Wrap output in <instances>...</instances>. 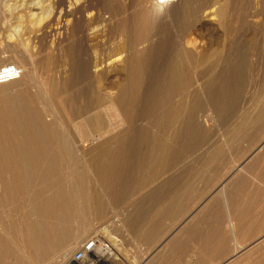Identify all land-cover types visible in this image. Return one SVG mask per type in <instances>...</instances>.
<instances>
[{
	"label": "rangeland",
	"instance_id": "1",
	"mask_svg": "<svg viewBox=\"0 0 264 264\" xmlns=\"http://www.w3.org/2000/svg\"><path fill=\"white\" fill-rule=\"evenodd\" d=\"M179 1L189 2L193 9L180 10L174 28L155 27L156 35L147 43L154 47L150 72L155 77L145 83H125V97H117L125 111L136 109L135 121L113 127L88 147L82 158V148L70 142L72 129L63 131L58 125V142L45 149L28 134L33 127L21 130L23 126L3 114L1 106L21 104L26 111H39L40 99L30 77V55L37 68L48 66L53 81L67 83L76 63L69 54L83 45V29L90 36L88 47L93 54L101 41H107L112 49L129 48L122 29L129 35L136 20L144 17L143 0H119V4L116 0H0V69L20 66L23 71L21 77L0 82V255L8 244L15 250L17 262L21 259L29 264L27 259L32 264H53L50 255L36 259L26 235L35 222L30 206L40 195L52 193L57 183L71 196L72 231L67 239L74 247L71 253L83 241L101 234L118 243L112 264H144L145 256L150 257L147 264H176L172 245L157 254L154 251L168 235L179 236L193 246L196 256L215 241L224 242L229 249L234 237L236 246L240 244L233 224L240 216L243 228L264 232V165L257 161L264 153V0H222L233 7L232 11L228 7L224 27L218 16L198 11L207 0ZM78 8H83L84 20H79ZM68 11L71 15L66 18ZM93 13L101 17L100 27L93 21ZM188 22L192 29L186 41L193 47L223 49V59L214 70L222 78L209 79L204 90L188 62L182 64L181 72L187 78L172 81L158 77L170 73L165 63L177 54L178 35ZM81 80L78 73L74 75L75 95L89 94L94 105L112 87L117 95L114 84ZM185 82L191 87L187 102L192 111L180 116L169 158L156 173H149L160 135L158 116L161 110L183 103L184 97L175 89ZM68 101L65 97L64 102ZM99 150L105 153L101 156ZM98 161L105 166L103 180L87 169L88 163ZM244 164L255 172L261 168L262 175H249ZM94 193L104 203L101 210L92 205ZM262 235L248 242L253 243L251 247L258 245L247 251L254 257L252 264H264V241L258 240ZM236 246L228 251L232 253ZM247 252L239 253L236 259L242 258L237 262Z\"/></svg>",
	"mask_w": 264,
	"mask_h": 264
},
{
	"label": "bare ground",
	"instance_id": "2",
	"mask_svg": "<svg viewBox=\"0 0 264 264\" xmlns=\"http://www.w3.org/2000/svg\"><path fill=\"white\" fill-rule=\"evenodd\" d=\"M118 2L119 0H116V3ZM143 7L145 9L144 17L139 22L136 20L134 24L132 23L130 34L127 35L124 32L125 29H122V35L129 40V48L122 49L120 46H115L113 49L115 50L117 48V51L113 55H111V51H113L112 46L107 45V41H101L98 51L93 54L88 47V42L91 40L89 34L86 32V29L81 30L80 39L83 45H80L81 47L75 54L73 51L69 54L71 60L76 61V63L73 64L72 77L67 83L62 82L60 79H57L56 82L55 80L53 81L50 78L48 66L45 65L44 67L37 68L34 61L35 59L30 55V61L31 63L33 62L32 75L30 77L32 86L34 90L36 89V96L38 95V99H40V109L34 113L33 111H26L24 105L21 104H3L1 106L3 114L11 118L14 117L16 119L14 123L16 125L18 124L20 127L23 126L21 130H23L24 126L33 127L28 134L31 133L30 135L37 141L36 144L43 146L45 149L47 145L49 146L51 143L56 144L58 142L55 134L58 125L63 131L67 128L72 129L74 135L69 138L70 142L72 145L76 146L78 144L82 148L79 151V155L82 158H85L87 155L86 149L92 144L97 143L101 138H104L113 127L135 121L133 118L136 114V109L131 107L128 111H125V109L121 108L117 103V97H125V83H145L150 81L151 77H155V75L153 76L150 72V65L154 62L153 59L155 58V52L153 51L154 47L147 44L150 42L151 37L156 35L153 33L156 31L154 28H160L162 25L174 28L176 22H178V18H181L180 10L186 12L187 8H189L188 11L193 9L189 2H180L179 0H177V2H175V0H143ZM228 7L229 10H233L231 5L228 6L227 1L207 0L205 5L197 9L199 12L209 11L210 15L218 16L219 24L224 27L227 23ZM78 13L80 14L79 20H84L83 8H78ZM64 15L68 18L71 13L68 11ZM100 18L98 14H94L92 17L96 24L99 20H102ZM79 20H77V22ZM191 29L192 25L189 22L181 28L178 35L177 54L169 64L167 61L165 63L170 73L164 77L162 76L163 74H159L158 77H162L163 80L169 79L172 81H176L181 77L187 78L184 73L181 75V72L183 68L182 64L188 62L189 65L195 69V79L200 85L202 84L201 88L204 90L203 84L205 85V82L207 83L209 79L220 81L222 78V76L216 75L214 70H217L220 66L219 63L223 59V49L220 47H208L199 50L193 47L189 40L186 41V36ZM93 38L96 39V36ZM22 62H24V60ZM11 69H14L13 73H10ZM21 72L23 71H20V66H4V69H0V82L12 80L17 76L21 77ZM77 73L81 76L82 80L87 83L114 84V87L117 89V95H114L115 93L112 91V87L108 89V91L103 92L105 96L98 99L95 105L93 103L94 100L89 94H83L77 97L75 92L78 89L74 88V75ZM175 93L178 96L184 97V101L175 108L161 110L158 116L160 135L156 140V146L151 155L154 160V167L150 169L149 173H156L161 165H163L164 160L169 158L174 139L180 127V116L191 112L193 108L187 102V97L191 93V87L188 82H185L181 87H177ZM65 97H69L67 103L64 102ZM18 112L21 113L18 114ZM104 153L105 151L103 150L98 151V154L101 156ZM257 161L263 162L262 164L264 165V153L259 156ZM242 165L241 169H244ZM245 168H247L246 170H248L247 173H249V175H262L260 171L261 168L256 170V172L252 170V166L250 165ZM87 169L103 180V174L105 172L103 162H90L88 163ZM60 187V184L57 183L56 187L53 186L55 189L52 193L48 195L42 194L37 197L35 203L32 205L30 204L32 202L29 203L32 209V216L34 215L35 217V222L32 223L34 224L31 228L32 230L28 229V234L26 235V242L29 243L32 254H36V259L40 260L46 255H50L53 264H65L74 248L71 244H68L67 241L72 231V226L69 224L72 220L71 196L69 193L61 190ZM234 189L235 187L233 190ZM92 199V205L95 209H103L104 203L98 194L94 193ZM243 220V216H240V218H234L233 221L240 244H238L232 252L233 257L229 262L231 264H252L251 260H253L254 257L248 252H251V249L258 245L255 244L251 247L253 243H248L249 240L263 233L258 240L261 239L264 241V232L258 230L253 231L246 227V229L243 228ZM103 231L109 236L110 233L107 229L104 228ZM111 242L114 247L118 246L116 241L111 239ZM11 246H8V244L4 245V249H2L0 255V264H26V262L21 261V259H19L20 261L18 262L14 260L13 254L16 252ZM244 252H247L246 255H243L245 257L237 262V260L242 258L236 259L239 253L243 254ZM11 258L13 259L12 261H10ZM26 261L32 264L31 260L28 261L26 259ZM33 261H35V259Z\"/></svg>",
	"mask_w": 264,
	"mask_h": 264
},
{
	"label": "crops",
	"instance_id": "3",
	"mask_svg": "<svg viewBox=\"0 0 264 264\" xmlns=\"http://www.w3.org/2000/svg\"><path fill=\"white\" fill-rule=\"evenodd\" d=\"M178 230L174 231L177 232ZM170 237V238H169ZM230 241V247L229 249L225 248L224 242H214L211 247V244L209 243L208 248L206 250H202L198 253V255H195V249L194 247H189L188 243L186 241L183 242V240L179 236H170L168 235L164 240H161L159 243V247L155 248L154 251L157 254L159 251L163 250L164 247H168L169 244L171 246V253L177 254V261L176 264H229V262L232 260L233 254L230 253L228 250L231 249L232 245L236 246L237 240L234 238ZM167 245V246H166ZM176 246V247H174ZM224 247L223 249H221ZM232 250V249H231ZM168 251V250H167ZM154 253V255H155ZM144 264H147L150 257L145 256L144 257ZM147 259V260H146Z\"/></svg>",
	"mask_w": 264,
	"mask_h": 264
},
{
	"label": "built area",
	"instance_id": "4",
	"mask_svg": "<svg viewBox=\"0 0 264 264\" xmlns=\"http://www.w3.org/2000/svg\"><path fill=\"white\" fill-rule=\"evenodd\" d=\"M13 72L11 69L10 73ZM114 255L112 243L103 235L96 234L81 243L65 264H112Z\"/></svg>",
	"mask_w": 264,
	"mask_h": 264
}]
</instances>
